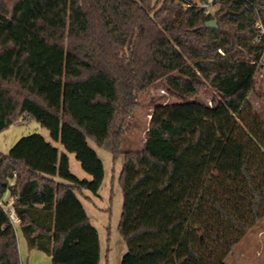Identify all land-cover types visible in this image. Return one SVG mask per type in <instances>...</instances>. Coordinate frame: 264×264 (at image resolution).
<instances>
[{
	"label": "trees",
	"instance_id": "1",
	"mask_svg": "<svg viewBox=\"0 0 264 264\" xmlns=\"http://www.w3.org/2000/svg\"><path fill=\"white\" fill-rule=\"evenodd\" d=\"M259 24L264 0H0V133L34 120L65 150L32 134L0 153V200L14 198L29 248L100 264L81 200L105 176L92 139L124 155L121 264H226L264 218V124L248 110ZM206 82L212 105L193 99ZM156 83L180 101L158 105L142 149L122 153L138 94ZM0 264H22L1 206Z\"/></svg>",
	"mask_w": 264,
	"mask_h": 264
},
{
	"label": "rangeland",
	"instance_id": "2",
	"mask_svg": "<svg viewBox=\"0 0 264 264\" xmlns=\"http://www.w3.org/2000/svg\"><path fill=\"white\" fill-rule=\"evenodd\" d=\"M157 1V0H154ZM200 4V0H193ZM212 2V1H211ZM217 5H208L207 14H215ZM250 93L249 111L256 113L264 124V61ZM220 99L206 82L193 99L212 105L213 99ZM138 108L134 111L130 121L129 131L123 139L122 153L140 151L144 145L150 125L151 116L158 105L177 103L178 97L169 93L165 87L156 83L138 94ZM32 134L42 135L46 141L52 143L60 152H65L62 144L54 142L50 132L34 120H27L21 124L11 126L0 133V153L7 154L9 150L22 138ZM90 146L96 151L104 164V181L97 195L85 192L88 199L83 198L84 207L92 225L97 229L101 244L100 264H121L127 252V245L120 233V222L123 212V190L120 185V176L124 166V155L115 158L106 148L98 146L89 139ZM70 160V170L81 180H91L75 154L67 153ZM18 246L22 264H53L47 254L30 249L23 233L16 227ZM226 264H264V218L238 245L235 251L226 259Z\"/></svg>",
	"mask_w": 264,
	"mask_h": 264
},
{
	"label": "built area",
	"instance_id": "3",
	"mask_svg": "<svg viewBox=\"0 0 264 264\" xmlns=\"http://www.w3.org/2000/svg\"><path fill=\"white\" fill-rule=\"evenodd\" d=\"M206 7H208V5H205V8ZM258 28L260 30L259 40L263 41L264 43V25L259 24ZM0 206L2 207L3 211L8 216L10 224L15 228L18 227L21 224V219L17 214L14 198L12 196H9L8 198H4L0 200Z\"/></svg>",
	"mask_w": 264,
	"mask_h": 264
},
{
	"label": "water",
	"instance_id": "4",
	"mask_svg": "<svg viewBox=\"0 0 264 264\" xmlns=\"http://www.w3.org/2000/svg\"><path fill=\"white\" fill-rule=\"evenodd\" d=\"M206 26L208 29L216 30L218 29V22L216 20H211L207 22Z\"/></svg>",
	"mask_w": 264,
	"mask_h": 264
},
{
	"label": "crops",
	"instance_id": "5",
	"mask_svg": "<svg viewBox=\"0 0 264 264\" xmlns=\"http://www.w3.org/2000/svg\"><path fill=\"white\" fill-rule=\"evenodd\" d=\"M69 157V156H68ZM69 160H70V158H69ZM10 195L8 194V195H6V197L5 198H8ZM83 198L84 199H88V196H86V194L84 193V196L83 197H81V200H82V203H83ZM83 205H84V203H83ZM85 208V207H84ZM86 210V209H85ZM24 236V235H23ZM25 238V237H24ZM36 250V249H35ZM20 252V251H19Z\"/></svg>",
	"mask_w": 264,
	"mask_h": 264
}]
</instances>
